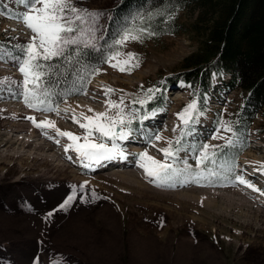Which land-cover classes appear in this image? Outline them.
I'll return each instance as SVG.
<instances>
[{
  "label": "rangeland",
  "instance_id": "1",
  "mask_svg": "<svg viewBox=\"0 0 264 264\" xmlns=\"http://www.w3.org/2000/svg\"><path fill=\"white\" fill-rule=\"evenodd\" d=\"M0 1L11 11L0 14V48L14 53L16 44L25 43L32 36L24 21L17 18L18 12L27 9L16 0ZM116 1L74 0V3L103 13L99 18L103 33L108 9ZM183 20L191 22L187 13H183ZM198 44L190 31L158 39H129L113 63L99 67L102 71L96 73L86 91L69 97L58 111L29 108L19 95V85L11 83L23 78L18 65L10 56L0 58V142L10 136L35 140L26 144L24 139L10 149L0 146V175L4 174L0 182V264H127L130 228L127 231L124 226L118 228L116 219L122 213L126 214L124 219L135 221V229L143 230L150 238L135 239L133 248L138 254L145 250V256L153 261L149 264H264V194H256L248 185L223 177L161 186L152 183V178L135 162L134 150L145 148L149 155L163 159L160 149L180 135L184 122L177 113L189 95L187 87L173 94L169 92L170 101L163 112L139 121V131L119 141L128 154L126 159L133 165L115 169L96 168L94 163L85 167L74 148H65L70 142L68 137L61 136L56 128L40 131L43 127L28 119L29 116L50 119L58 128L72 131L83 140L86 129L72 119L74 113L78 118L81 112L94 115L105 109L115 114L118 109L109 108L105 101L119 102L122 97L124 106H133V100L142 98L140 87L149 78L181 69L182 59L195 51ZM129 52L137 55L128 57ZM117 60L129 61L121 63L126 70L114 66ZM4 78H8L6 83ZM109 88L114 91L109 93ZM239 92L227 89L214 93L209 111L196 125L189 126L195 130L189 135L188 145L243 140V135L234 136L224 128L216 132L218 125L214 123L218 113L241 105ZM12 116L18 119H10ZM136 123L137 120L133 121V125ZM144 130L158 132L162 139L149 144L144 139ZM92 138L97 139L95 134ZM246 138L249 148L235 162L233 174H242L252 183L264 186L263 115L253 121ZM44 140L46 143L41 144ZM179 157L196 165L191 147L181 149ZM208 166L214 171L220 169V164ZM23 169L35 171V176L47 174L51 181H20ZM84 181L88 184L84 185ZM77 185H82L76 188L77 198L60 209L58 205Z\"/></svg>",
  "mask_w": 264,
  "mask_h": 264
},
{
  "label": "snow or ice",
  "instance_id": "2",
  "mask_svg": "<svg viewBox=\"0 0 264 264\" xmlns=\"http://www.w3.org/2000/svg\"><path fill=\"white\" fill-rule=\"evenodd\" d=\"M16 3L27 9L18 12L17 18L24 21L31 30L32 36L25 43L16 44L14 53H6L0 48V58L10 56L18 65V70L22 73L23 78L22 80L13 79L11 83L19 85V95L22 96L25 104L29 108L49 111L59 110L58 105L52 103L55 85L45 83L46 80H51L49 74L53 73L54 68L62 71L74 69L77 81L71 87L76 92L86 91L88 77L102 71L95 64L82 63L88 56L89 50L101 53V63L105 61L113 63V58L120 55V46H123L129 39H141L140 33L150 31L147 26L137 28V23H146L153 18L154 14H158L154 9L136 10L121 21L110 43L101 44L104 36L99 18L103 13L99 10L79 7L74 3V0H16ZM136 55L132 52L127 53L128 57ZM53 58H58L61 64L57 66L54 63H49ZM121 63L129 64V61L117 60L114 64L115 67H120L121 71L126 70L121 67ZM127 70H130V67ZM7 81L8 78H4V82ZM108 91L110 93L114 90L109 88ZM148 92L150 94L146 99L133 100V106H124L123 97L119 102L105 101L109 108L118 109L115 114H110L108 109L97 111L94 115H86L81 112L79 117L83 118L82 122L74 113L72 119L86 129L83 140L80 135L72 131L58 128L55 121L50 119L37 120L35 116H29L28 119H31L37 127L56 128L61 136L68 137L70 142L65 145V148H74L79 154V162L81 164L87 162L86 166L91 167L94 162L98 163L104 159L127 158L128 154L123 150L119 141L127 140L135 131H139L133 127V121L142 122L148 116L155 114L153 110L137 115L141 109L134 107L137 103L144 106L148 100L153 99L156 94L155 86L148 89ZM68 94L67 91L64 93L65 96ZM197 105L198 100L193 99L185 106L184 110L177 113L184 122V128L180 130L179 136L169 140L168 145L160 149L164 153L163 159L149 155L147 148L133 154L137 158L135 162L145 170L146 176L152 178V183L161 186H175L176 183H187L191 179H195L199 183L202 180L210 181L220 177L233 182L232 177L226 175L227 172L232 171V166L222 156H217L219 146L202 142L193 147L182 142L186 134L185 129L190 126L192 115L198 111ZM90 111L92 110L90 109ZM221 128L233 132L234 136L236 135L232 126L223 119L219 121L216 132H219ZM45 134L47 135L46 132ZM94 134L99 142L92 138ZM144 139L147 143L152 144L154 141L162 139V136L158 132L144 130ZM233 143V139L224 141L225 146H231ZM189 147H191L196 160L195 166L189 164L186 158L179 157L181 149ZM197 152L199 155L196 154ZM218 159L220 160V169L214 171L213 167H209L208 164L215 166ZM206 161L208 164H205ZM261 171H264V167L261 168ZM234 179L260 191L251 180L245 179L242 174H236ZM83 183L87 185L88 181ZM78 187H82V185L73 188L58 205L60 209L68 207L70 202L77 198L76 188ZM95 196L96 193L93 191L92 197L95 198ZM48 215L50 216L51 212Z\"/></svg>",
  "mask_w": 264,
  "mask_h": 264
},
{
  "label": "trees",
  "instance_id": "3",
  "mask_svg": "<svg viewBox=\"0 0 264 264\" xmlns=\"http://www.w3.org/2000/svg\"><path fill=\"white\" fill-rule=\"evenodd\" d=\"M138 9H154L158 13L146 23H137V28L147 26L150 29L147 33H140L142 38L190 31L199 42L197 49L182 59L181 69L165 75L163 79L149 78L140 87L144 99L150 94L148 89L155 86L156 90L154 98L146 105L137 104L141 114L164 108L169 101L166 90L183 82L191 86V94L179 111L193 99L198 100V111L194 112L191 121L207 110L206 93L218 84L222 88H240L242 92L243 106L230 112L224 120L236 134L246 132L258 112L264 116V0H118L109 11L101 44L110 43L121 21ZM182 12L191 18L189 24L184 22ZM100 60L99 51L89 50L82 63L100 66L104 63ZM49 63L59 66L61 61L53 58ZM227 73L231 79L224 82L223 77ZM49 76L51 80L45 83L55 85L52 101L59 103L66 97V91L71 93L74 90L71 85L77 81L75 70L54 68ZM93 76H89L87 82ZM10 118L18 119L17 116ZM218 146L217 156H222L225 161L235 159L245 149L237 145ZM3 176L0 175V182ZM19 179L51 181L47 174L35 176V171L28 169H23ZM182 258L180 255V261Z\"/></svg>",
  "mask_w": 264,
  "mask_h": 264
},
{
  "label": "crops",
  "instance_id": "4",
  "mask_svg": "<svg viewBox=\"0 0 264 264\" xmlns=\"http://www.w3.org/2000/svg\"><path fill=\"white\" fill-rule=\"evenodd\" d=\"M125 217L122 215L120 218H116L118 220V228H121L122 226L125 227L126 231H127V227L130 228L129 230V238L127 240V245L130 246V257L128 260L127 264H134V262L136 261L137 264H149L150 262H153L152 260H149L146 256L145 250H142L141 254H138L135 252L134 248V244H135V239H139L142 240L144 238V240L149 241L150 238H148L147 234H145V232H143V230L141 229H135V221L134 220H130L129 219H124ZM115 219V220H116ZM114 220V221H115ZM114 223V222H113ZM138 241V240H136ZM118 262V261H116ZM101 264H105V263H101Z\"/></svg>",
  "mask_w": 264,
  "mask_h": 264
},
{
  "label": "bare ground",
  "instance_id": "5",
  "mask_svg": "<svg viewBox=\"0 0 264 264\" xmlns=\"http://www.w3.org/2000/svg\"><path fill=\"white\" fill-rule=\"evenodd\" d=\"M14 120H16V119H14ZM24 139H25L26 144L35 143V140L32 137L31 138H25L23 136H21V137L10 136L6 140L1 141L0 146L5 147L6 149H10V148H13V146H15L17 144L22 143ZM45 143H46V140L42 141L41 144H45ZM116 159L118 162H124L125 161V158H116ZM99 163L102 165V167H106L107 160L106 159L104 161L101 160Z\"/></svg>",
  "mask_w": 264,
  "mask_h": 264
}]
</instances>
